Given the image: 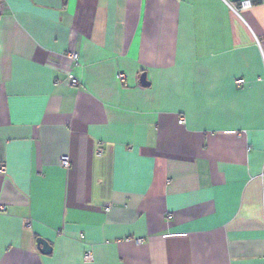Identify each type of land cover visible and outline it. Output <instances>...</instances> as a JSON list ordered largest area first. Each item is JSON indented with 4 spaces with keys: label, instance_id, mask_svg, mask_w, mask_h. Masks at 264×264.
I'll return each mask as SVG.
<instances>
[{
    "label": "crops",
    "instance_id": "0c3cea01",
    "mask_svg": "<svg viewBox=\"0 0 264 264\" xmlns=\"http://www.w3.org/2000/svg\"><path fill=\"white\" fill-rule=\"evenodd\" d=\"M237 1L5 0L0 264H264V0Z\"/></svg>",
    "mask_w": 264,
    "mask_h": 264
},
{
    "label": "built area",
    "instance_id": "2783aa9c",
    "mask_svg": "<svg viewBox=\"0 0 264 264\" xmlns=\"http://www.w3.org/2000/svg\"><path fill=\"white\" fill-rule=\"evenodd\" d=\"M4 2L5 0H0V14H1L2 6ZM228 5L229 7H231V9H233L235 12L238 13L239 10L250 7L252 5V1L251 0H238L236 3H228ZM58 57L59 58L54 63V65L66 74L65 79L62 81L63 85H78L80 83L79 78L71 72L72 66L78 65L79 63L77 50L73 47H68L63 53H60ZM117 77L119 79H123L124 75L123 73L119 72L117 74ZM235 82L237 84H240L243 82V78H236ZM178 122L182 124L184 122L183 117H179ZM96 151L97 153H100L101 149L97 148ZM58 164L64 168L68 167L69 165L68 156L64 153L60 154L58 158ZM0 171H4V165H0ZM259 177H260V182L262 186V193L264 196V167L261 170ZM105 208L107 210L109 206L107 205ZM2 209H4V206L0 203V210ZM166 215L169 217L170 212L167 211ZM83 257L85 259H90L92 257V254L88 250L84 251Z\"/></svg>",
    "mask_w": 264,
    "mask_h": 264
},
{
    "label": "water",
    "instance_id": "95a60500",
    "mask_svg": "<svg viewBox=\"0 0 264 264\" xmlns=\"http://www.w3.org/2000/svg\"><path fill=\"white\" fill-rule=\"evenodd\" d=\"M139 81L141 82V84H146L147 83V81L145 80V74H144V72H142L140 74ZM36 243H37V247H38V249H39V251L41 253H48V252H50L51 245L44 238H42L40 236L36 237Z\"/></svg>",
    "mask_w": 264,
    "mask_h": 264
}]
</instances>
